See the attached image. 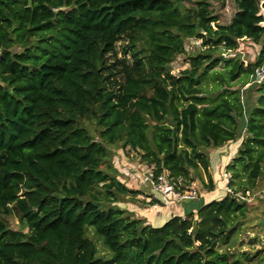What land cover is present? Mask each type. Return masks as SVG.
<instances>
[{"label": "trees", "instance_id": "16d2710c", "mask_svg": "<svg viewBox=\"0 0 264 264\" xmlns=\"http://www.w3.org/2000/svg\"><path fill=\"white\" fill-rule=\"evenodd\" d=\"M211 2L0 0V264H264V249H234L264 234L259 201L235 196L263 173L264 76L252 105L230 89L264 66V0H233L227 25ZM241 41L260 45L246 66L223 56ZM229 144L232 194L196 216L152 228L114 206L136 194L106 172L114 146L200 193L207 152Z\"/></svg>", "mask_w": 264, "mask_h": 264}, {"label": "rangeland", "instance_id": "374dc122", "mask_svg": "<svg viewBox=\"0 0 264 264\" xmlns=\"http://www.w3.org/2000/svg\"><path fill=\"white\" fill-rule=\"evenodd\" d=\"M211 9L213 11V14L218 17L219 24H222V25L229 24L232 17L234 16V13L236 12V8L234 6L233 0H224V1L212 0ZM194 41H197V40L189 41V43H190V44L188 43L189 46L194 45L193 44ZM200 43L201 42L198 40L197 44H196V45H198L197 47L200 46ZM125 45H126V41L124 39L120 40L116 44L117 59H124L126 62H130L129 55L122 56V48ZM259 48H260V45L255 44L251 41H241L239 43V47H238L236 52L224 53L223 56L227 58V57H233L234 55H238L241 58L242 62L244 63V66H246L248 63H251L256 59ZM172 65L174 67L172 70L173 74H177V71H178L177 68L178 67H180V66L185 67V68L187 67V64H185L184 57H181V56H179L174 61V63ZM218 69H221V68L219 67ZM257 76H258V78H256V79L248 80V84H246L244 86H241V83L239 80L230 88L231 90L239 89L241 100L242 101L248 100L249 105H252L254 103V101L256 100V98L258 97V93L256 92L255 89L258 87V84L261 83L262 78L264 76V66L261 70H259L257 72ZM251 84H253V86H252L253 88L249 87V85H251ZM241 135H242V139L245 140L246 135L244 133H242ZM217 150H218V154H217L218 155V157H217L218 165H220V167H218L219 169H218V171H216L217 176L213 178V184L216 185V181L218 183V180H219L221 188L219 190L220 192L218 193V197H220V196H224L226 194V192L224 190V182L222 179V174H223V171L225 170V168L227 167V165L229 164V162L231 161L232 158L231 157L226 158L227 154H224L223 150H221V149H217ZM207 153H210V152L208 151ZM223 155L226 157L223 158L224 157ZM208 158H209V163L211 165V162H212L211 154H208ZM221 158H222V160L220 163L219 160ZM108 159L111 161V169L106 170V172L110 176H112L116 181L121 183L123 186L127 187L125 184H128L130 179L128 177V174L124 173L125 169L122 168L124 166L122 163L124 162L125 164H128V163H131L132 161H135L136 158H135L134 154L132 152H126V151L124 152L120 148V145H116V146H114V148L111 149L110 156L108 157ZM225 159H227V161H225ZM117 160H118V162H117ZM144 166L145 165H143V167ZM262 169H263V173H262L261 178L258 181V185H257V189H256L255 193L249 194V203L251 205H255V203L257 201H259V206L261 207L260 209H264V161L262 163ZM210 174L212 176L211 172H210ZM139 178H140V176H139ZM138 184L141 186L143 185L147 188L149 187V189H151L153 192H155L146 183L138 182ZM128 202H131V201L128 199H125L124 196H117V200L115 201L114 206H116L117 208L124 210L127 213H129L128 212L129 208H127V210H126L125 209L126 207H124ZM203 205H204V201L201 198L194 200V201L183 202V207L185 208L186 213H187L186 215L191 214L190 213L191 211H189L190 208L196 209L198 211ZM131 216H132V218L136 219V216H133V215H131ZM14 223L16 224L17 221L15 220ZM152 228H159V227H152ZM91 231H92V229H91ZM252 235L253 234L251 232H244L243 234H241V236H239L236 240V243L234 246L235 251H237V252L238 251H248L250 253H253V252L258 251V250H263L264 249V234L261 233V235H259L258 239H256V242L254 244H250L249 238H251ZM94 237H95V239L99 240V243H100V244H98L99 249L102 247L104 250H106V247L104 246V244L102 242V239L95 236V235H94Z\"/></svg>", "mask_w": 264, "mask_h": 264}, {"label": "crops", "instance_id": "0c3cea01", "mask_svg": "<svg viewBox=\"0 0 264 264\" xmlns=\"http://www.w3.org/2000/svg\"><path fill=\"white\" fill-rule=\"evenodd\" d=\"M235 145L236 144H229L219 149L224 151L226 148H229V150H232L235 147ZM210 154L212 158V162H211L212 166L209 163V172L212 173L211 177L213 180V178L217 176L216 171H218L219 169L218 167H220V165H218V159H217L218 150L211 149ZM225 157L226 156H224L223 158ZM221 160L222 158L219 160L220 163ZM225 161H227V159H225ZM122 164L124 166L122 165L123 167L122 166L121 167L125 169L124 173L128 174V177L130 179L128 184L125 185L130 191L136 192L134 197H125V199L131 201L124 206L126 207L125 208L126 210L127 208H129L128 212L131 215L136 216V219L144 221L145 224L150 225L151 227H160L163 223H165L168 219L172 217L186 216L187 213L185 208L183 207V202H178L175 199L170 198L168 200L167 205H162L161 203L163 201V198L160 194L153 192L151 189H149V187L147 188L143 185L141 186L138 184V182H142V177L145 173V168L139 162L138 158H136V160L132 161L131 163L125 164L123 162ZM220 188H221L220 182L218 180V183L216 181V185H214L213 191L206 192L201 190L200 193L197 191L198 192L197 199L200 198L203 199L204 204H206L210 200L218 197ZM189 211H191L190 213H193L196 216L197 213L196 209L190 208Z\"/></svg>", "mask_w": 264, "mask_h": 264}, {"label": "built area", "instance_id": "2783aa9c", "mask_svg": "<svg viewBox=\"0 0 264 264\" xmlns=\"http://www.w3.org/2000/svg\"><path fill=\"white\" fill-rule=\"evenodd\" d=\"M189 44L186 46V50L188 52L193 51L194 47L198 46L196 45L197 41L193 42L194 45L189 46ZM237 147L238 146L235 145V147L232 150H229V148H226L224 150V154H227V158L231 157L235 153ZM144 168H145V173L142 177V182L148 184L156 193L162 196L163 205H167L168 200L170 198H173L178 202L194 201L198 198V192H197V189L194 183H192L191 188L188 191L178 192V191H175L174 185L168 181L166 174H161L155 177L153 166H150V167L144 166ZM222 179L224 182L225 192L227 194H232V191L229 188L231 176L225 170L223 171ZM235 196L249 203V193H247L246 196H243L241 194H235Z\"/></svg>", "mask_w": 264, "mask_h": 264}]
</instances>
